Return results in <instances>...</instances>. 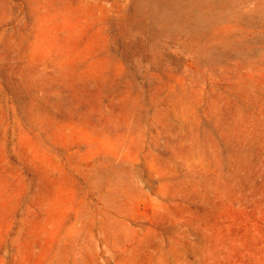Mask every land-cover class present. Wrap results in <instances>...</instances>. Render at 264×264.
Listing matches in <instances>:
<instances>
[{
	"label": "rangeland",
	"instance_id": "1",
	"mask_svg": "<svg viewBox=\"0 0 264 264\" xmlns=\"http://www.w3.org/2000/svg\"><path fill=\"white\" fill-rule=\"evenodd\" d=\"M0 264H264V0H0Z\"/></svg>",
	"mask_w": 264,
	"mask_h": 264
},
{
	"label": "bare ground",
	"instance_id": "2",
	"mask_svg": "<svg viewBox=\"0 0 264 264\" xmlns=\"http://www.w3.org/2000/svg\"><path fill=\"white\" fill-rule=\"evenodd\" d=\"M42 108L44 109V105H42ZM189 126V125H188ZM186 127V126H185Z\"/></svg>",
	"mask_w": 264,
	"mask_h": 264
}]
</instances>
